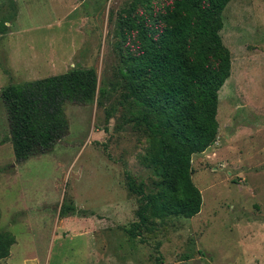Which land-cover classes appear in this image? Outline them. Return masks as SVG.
<instances>
[{
    "label": "rangeland",
    "instance_id": "374dc122",
    "mask_svg": "<svg viewBox=\"0 0 264 264\" xmlns=\"http://www.w3.org/2000/svg\"><path fill=\"white\" fill-rule=\"evenodd\" d=\"M171 1L0 0V90L74 66L93 67L104 90L68 104L67 133L21 162L0 97V229L15 237L0 264H264V0H229L222 12L231 68L217 139L191 157L200 211L128 232L143 200L126 172L156 190L158 136L121 70L140 48L130 22L148 24Z\"/></svg>",
    "mask_w": 264,
    "mask_h": 264
},
{
    "label": "trees",
    "instance_id": "16d2710c",
    "mask_svg": "<svg viewBox=\"0 0 264 264\" xmlns=\"http://www.w3.org/2000/svg\"><path fill=\"white\" fill-rule=\"evenodd\" d=\"M228 2L172 0L151 11L148 24L130 22L140 48L125 60L121 73L130 95L155 118L149 127L158 136L150 154L156 190L145 193L142 183L126 172L128 190L143 200L136 211L138 221L128 229L131 236L154 219L190 218L200 211L202 197L191 180V157L217 139L218 91L231 68L230 52L219 33ZM96 93H104L96 70L83 66L2 87L15 160L51 152L68 131L66 106L92 103ZM60 213H66L65 207ZM14 243V235L0 229V260L9 256Z\"/></svg>",
    "mask_w": 264,
    "mask_h": 264
}]
</instances>
